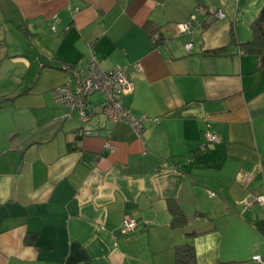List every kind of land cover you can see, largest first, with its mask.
I'll return each instance as SVG.
<instances>
[{
	"label": "crops",
	"instance_id": "crops-1",
	"mask_svg": "<svg viewBox=\"0 0 264 264\" xmlns=\"http://www.w3.org/2000/svg\"><path fill=\"white\" fill-rule=\"evenodd\" d=\"M263 7L0 0V264H174L183 243L197 264H260L264 206L247 201L264 193V67L239 45ZM92 51L105 70L127 69L123 103L150 119L141 137L103 115V93L87 121L55 101ZM206 130L220 140L201 150ZM171 199L183 227L172 226ZM126 218L137 225L122 234Z\"/></svg>",
	"mask_w": 264,
	"mask_h": 264
},
{
	"label": "built area",
	"instance_id": "built-area-1",
	"mask_svg": "<svg viewBox=\"0 0 264 264\" xmlns=\"http://www.w3.org/2000/svg\"><path fill=\"white\" fill-rule=\"evenodd\" d=\"M198 11L206 17H225L222 11L204 8H199ZM195 17L196 15L193 14L191 20L178 24L179 31L185 32L190 30L192 27V19ZM53 29L56 30L55 27ZM152 38L154 43H158L161 39L160 32L153 33ZM192 46V42H187L185 44L186 51L190 52ZM71 72V78L66 84L52 90L53 97L57 103L69 107L72 114L76 112L84 121H87L91 119L89 108L90 98L96 93H103L105 95V102L102 108L103 115L111 121H121L130 124L137 135L139 137L142 136L145 123L150 119L146 115L133 114L123 103V96L134 91V83L126 68L117 66L113 70H105L100 64L96 53L92 51L87 69L72 68ZM203 136L205 137V142L200 145L201 150L205 149L208 143H214L220 140L216 133L207 130L203 133ZM105 147L110 151L115 150V146L110 141L105 143ZM254 203L264 206V193L253 196L247 201L248 205ZM136 225V221L131 218H126L121 223L119 232L129 234L134 231ZM253 259L260 264H264V258L260 255L254 256Z\"/></svg>",
	"mask_w": 264,
	"mask_h": 264
},
{
	"label": "trees",
	"instance_id": "trees-1",
	"mask_svg": "<svg viewBox=\"0 0 264 264\" xmlns=\"http://www.w3.org/2000/svg\"><path fill=\"white\" fill-rule=\"evenodd\" d=\"M251 27L253 38L247 43L240 44V51L242 50V53L256 54L259 59L260 67H264V7L252 23ZM169 208L172 214V226H185L187 218L176 200L171 199L169 201ZM192 234L193 233H189L191 236ZM174 264H197V252L195 246L191 243L178 244L175 247Z\"/></svg>",
	"mask_w": 264,
	"mask_h": 264
}]
</instances>
